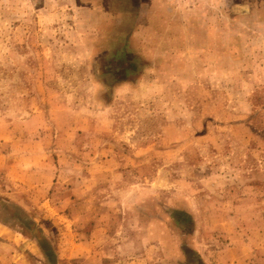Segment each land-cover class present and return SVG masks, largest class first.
Listing matches in <instances>:
<instances>
[{
  "label": "rangeland",
  "instance_id": "1",
  "mask_svg": "<svg viewBox=\"0 0 264 264\" xmlns=\"http://www.w3.org/2000/svg\"><path fill=\"white\" fill-rule=\"evenodd\" d=\"M58 1L0 0V264H264L256 25L236 27L243 72L215 1L152 0L156 34L122 43L146 64L122 80L114 35L83 30L111 0ZM174 12L188 31L164 42Z\"/></svg>",
  "mask_w": 264,
  "mask_h": 264
},
{
  "label": "crops",
  "instance_id": "2",
  "mask_svg": "<svg viewBox=\"0 0 264 264\" xmlns=\"http://www.w3.org/2000/svg\"><path fill=\"white\" fill-rule=\"evenodd\" d=\"M53 1V0H52ZM105 2L107 0H104ZM143 1L144 3L147 1L148 6H147V12L144 14L143 11ZM218 4V7L215 9L213 6L212 10V30L214 31V35L216 34V39L217 42H220V31L225 30L226 25V33H227V41L228 42L226 47H227V53L230 57H235L236 54L238 59L234 60L235 62L242 63L244 65V69L242 70L243 72L246 71L248 68L251 69L253 67V60L248 56V54L252 53L251 51H248L246 48L251 46V41L248 42L245 40L243 42L242 51L237 52V49L240 48V45L237 46L235 41V32H236V27L239 24H243L244 26V32L245 35H247V29L249 30H254L252 25H256V28L260 32V42L261 45L264 43V0H240V3H237L235 0H213ZM226 1V2H225ZM60 2V0L58 1ZM101 1L98 0L97 4H99ZM103 2V1H102ZM110 7H106L105 10H102L101 12L93 11L91 7L89 8H84L83 13L85 12L86 18L84 19V26L83 30L84 35L88 34L89 36L95 35V37L98 38V36L102 37L104 32L110 31L111 34L114 35V40L113 42H116V50L121 49L118 53L113 55V63H118L120 61L121 63L124 64L123 60L127 62L126 68L124 66L116 70L120 77H122V80L127 78L128 80L136 78L135 72H139L138 76L141 72H143L144 66L146 62L142 59V56H140L141 53L136 52L134 49V46H131L133 49L131 52L129 50L123 49V42H134V35L135 38L136 36H139V32L142 29L143 26H145V21L147 22L148 27H152V33L156 34V14L154 10L152 9V0H111L108 1ZM60 4V3H59ZM122 4L124 6H130L125 13L121 8L120 5ZM227 4L230 6V10L228 8H224V5ZM101 3L99 4V6ZM223 5V6H222ZM118 8V9H117ZM215 9V11H214ZM223 9L228 11L226 13V19L221 21V16L220 12L223 14ZM218 10V11H216ZM167 11V10H166ZM164 15H167L163 11ZM201 14L203 15V12L201 11ZM111 17H115V26H111ZM162 17V16H161ZM181 15L179 12H174L173 16H171L170 19H166L167 21H164V25L161 28V30H158L157 37L161 39L162 41H168L170 42L171 40V35L174 31H177V28L179 26L180 29H182L184 32H187V23L186 21L182 22L181 21ZM161 18H159L160 20ZM198 19V18H197ZM201 23L204 22L203 16L200 18ZM78 23H81L82 20H78ZM199 22V19H198ZM184 23V25H182ZM226 24V25H225ZM198 27V26H197ZM252 27V28H251ZM151 29V28H150ZM103 30V31H101ZM225 33V31H223ZM87 35V36H88ZM100 39V38H99ZM160 40V41H161ZM160 41H154V42H160ZM85 42H90L88 40H85ZM101 42V41H100ZM136 42H141V40L136 41ZM223 42V40H222ZM131 49V48H130ZM264 49V48H263ZM115 51V50H114ZM127 51V53H126ZM220 50H217V53H219ZM242 54V55H241ZM142 61H144L142 63ZM149 63L152 64L150 61ZM155 64V62L153 61ZM255 64V63H254ZM246 65V66H245ZM251 72V70L249 71ZM137 76V77H138ZM248 77L247 75H245ZM256 78H261L264 79V68H260L259 73L255 74ZM250 174L248 176L253 175L252 171H249ZM256 175V174H255ZM259 177H261L263 183H264V166L259 172ZM247 179H250L249 177ZM250 186V185H248ZM247 186V187H248ZM245 187V188H247Z\"/></svg>",
  "mask_w": 264,
  "mask_h": 264
}]
</instances>
